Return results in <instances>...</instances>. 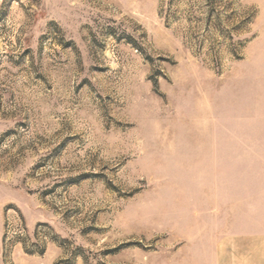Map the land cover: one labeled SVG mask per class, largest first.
Instances as JSON below:
<instances>
[{
    "label": "rangeland",
    "instance_id": "374dc122",
    "mask_svg": "<svg viewBox=\"0 0 264 264\" xmlns=\"http://www.w3.org/2000/svg\"><path fill=\"white\" fill-rule=\"evenodd\" d=\"M0 264H264V0H0Z\"/></svg>",
    "mask_w": 264,
    "mask_h": 264
}]
</instances>
